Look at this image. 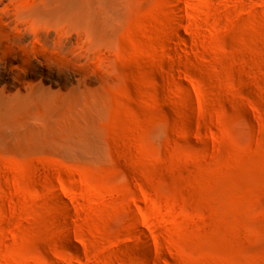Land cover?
Here are the masks:
<instances>
[{"label": "rangeland", "instance_id": "obj_1", "mask_svg": "<svg viewBox=\"0 0 264 264\" xmlns=\"http://www.w3.org/2000/svg\"><path fill=\"white\" fill-rule=\"evenodd\" d=\"M76 1L80 75L0 65V264H264V0Z\"/></svg>", "mask_w": 264, "mask_h": 264}, {"label": "bare ground", "instance_id": "obj_2", "mask_svg": "<svg viewBox=\"0 0 264 264\" xmlns=\"http://www.w3.org/2000/svg\"><path fill=\"white\" fill-rule=\"evenodd\" d=\"M30 1L32 0H29V3ZM34 2L33 0L31 3L35 4ZM23 4L20 5L19 0H0V65L10 68L14 83H25L27 77L34 76L38 72L39 66L58 73H65V67L69 63L71 69L80 75L81 67L78 66L77 61L56 51V48L46 46L37 38L38 33L36 32L40 27L58 28L65 22L75 23L78 19V12L75 10L77 1L47 0L36 6L32 4L33 7L24 4L25 7L22 6ZM31 36L34 38L28 41L27 39ZM51 54L58 57L52 58ZM13 62L17 64L13 65ZM67 69L70 68L67 67Z\"/></svg>", "mask_w": 264, "mask_h": 264}]
</instances>
